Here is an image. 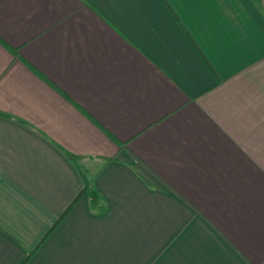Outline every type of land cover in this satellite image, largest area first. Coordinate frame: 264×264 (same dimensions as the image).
Listing matches in <instances>:
<instances>
[{
  "label": "crops",
  "instance_id": "crops-1",
  "mask_svg": "<svg viewBox=\"0 0 264 264\" xmlns=\"http://www.w3.org/2000/svg\"><path fill=\"white\" fill-rule=\"evenodd\" d=\"M0 264H264V0H0Z\"/></svg>",
  "mask_w": 264,
  "mask_h": 264
},
{
  "label": "trees",
  "instance_id": "trees-1",
  "mask_svg": "<svg viewBox=\"0 0 264 264\" xmlns=\"http://www.w3.org/2000/svg\"><path fill=\"white\" fill-rule=\"evenodd\" d=\"M79 198H80V196H78L77 199H79ZM77 199H76V201H77ZM76 201H74V202L70 205V207L66 210V212H64L63 216H65V215L67 214V212L70 211V209L73 207V205L75 204ZM63 216H62V217H63Z\"/></svg>",
  "mask_w": 264,
  "mask_h": 264
}]
</instances>
